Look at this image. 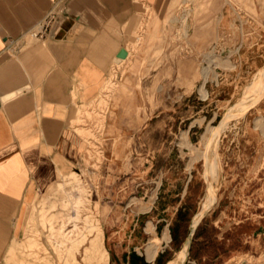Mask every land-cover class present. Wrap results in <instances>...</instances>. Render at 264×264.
<instances>
[{"label":"rangeland","instance_id":"rangeland-1","mask_svg":"<svg viewBox=\"0 0 264 264\" xmlns=\"http://www.w3.org/2000/svg\"><path fill=\"white\" fill-rule=\"evenodd\" d=\"M139 2L133 30L124 33L127 59L116 55L94 107L99 120L85 109L84 122L70 123L89 128L91 143L27 206L10 264H138L132 252L150 261L146 244L179 221L182 207L179 233L187 235L162 242L156 259L178 262L189 241L183 264H233L247 248L243 240L264 225V0H164L158 9ZM185 11L186 36L172 21ZM210 52L232 66L216 65L203 83ZM204 177L216 199L194 239L198 225L188 232ZM257 238L254 261L264 263V235Z\"/></svg>","mask_w":264,"mask_h":264},{"label":"crops","instance_id":"crops-1","mask_svg":"<svg viewBox=\"0 0 264 264\" xmlns=\"http://www.w3.org/2000/svg\"><path fill=\"white\" fill-rule=\"evenodd\" d=\"M139 1L158 9L164 0H0V264H10L9 251L22 237L18 225L23 223L27 206L41 191L55 187L58 175L77 164L91 143L86 137L91 134L89 128H74L70 123L84 122L85 109L99 114L100 108L94 107L103 98L114 58L127 59L124 33L133 30ZM186 16L185 11L172 18L181 21L184 36ZM47 20L44 37H32ZM219 64L232 66L210 52L208 66L201 70L203 83ZM118 89L125 90L126 85ZM200 92L206 95L203 84ZM74 103L83 104L74 109ZM187 139L184 144L191 143ZM72 172L76 171L62 177ZM204 178L206 193L193 217L191 233L216 199L211 180ZM145 229L153 233L154 225L148 223ZM169 232L167 228L162 236L150 238L144 249L150 261L145 262L155 264L161 243L172 241ZM259 233L264 235V225L243 240L247 248L233 256L238 258L233 264H264L254 261ZM188 242L176 253L182 254L179 264L186 260Z\"/></svg>","mask_w":264,"mask_h":264},{"label":"trees","instance_id":"trees-1","mask_svg":"<svg viewBox=\"0 0 264 264\" xmlns=\"http://www.w3.org/2000/svg\"><path fill=\"white\" fill-rule=\"evenodd\" d=\"M179 217L181 216V218H179V221L177 220V222H175L173 225H171L170 226V233H171V236H172V243L174 244V245H176L177 243H179V242H182L184 239H185V237H186V233H187V231L184 229L183 231H182V233L180 234L179 233V230H180V228H181V226H182V223L180 224V222H182V221H186V219H185V217H184V214H182L181 213V211H179ZM183 216V217H182ZM199 229H200V224L198 225V227L196 228V232H195V234H194V239H196L197 237H198V234H199ZM131 257L132 258H135V259H138V264H148V263H146L144 260H143V258L142 257H140V256H137L136 254H135V252H132L131 253ZM136 262V261H135ZM131 263L132 264H135V263H133L132 261H131ZM155 264H163V262L162 261H160V257H157V259H156V262H155Z\"/></svg>","mask_w":264,"mask_h":264},{"label":"bare ground","instance_id":"bare-ground-1","mask_svg":"<svg viewBox=\"0 0 264 264\" xmlns=\"http://www.w3.org/2000/svg\"><path fill=\"white\" fill-rule=\"evenodd\" d=\"M216 59H217V58H216ZM209 61H210V63H215V61L213 60V58H209ZM226 63H227V61H226ZM223 64H224V63H223ZM263 91H264V90H263ZM233 109H234V108H233ZM224 116H225V115H224ZM225 122H226V121H225ZM223 123H224V122H223ZM211 131H212V132H211L212 135H214L216 132L219 131V129H218V128H212ZM212 138H213V137H212ZM209 141H210V140H209ZM211 142H212V139H211ZM211 142H210V143H211ZM208 146L210 147V145H208ZM208 146H207V147H208ZM215 148H216V146H215V145H212V146H211V149H212V150L210 149V151H214V152H212L213 156H212V160H211V162H210L211 165L209 164V165L211 166V169L217 168V167H215V166H218V164H217V156H216L217 154L215 153ZM207 161H208V160H207ZM210 166H209V167H210ZM209 170H210V169H209ZM215 170H216V169H215ZM205 171H206V170H205ZM210 171H211V170H210ZM181 259H182V254H180V255L178 256V260H177L178 262H174V261H173V262L170 263V264H177V263H179V262L181 261ZM175 260H176V259H175Z\"/></svg>","mask_w":264,"mask_h":264},{"label":"built area","instance_id":"built-area-1","mask_svg":"<svg viewBox=\"0 0 264 264\" xmlns=\"http://www.w3.org/2000/svg\"><path fill=\"white\" fill-rule=\"evenodd\" d=\"M48 22H49V20H47L44 24H42L40 29H38L37 31L32 32L31 36L32 37H36V38H43L45 33H46V29L48 27Z\"/></svg>","mask_w":264,"mask_h":264},{"label":"water","instance_id":"water-1","mask_svg":"<svg viewBox=\"0 0 264 264\" xmlns=\"http://www.w3.org/2000/svg\"><path fill=\"white\" fill-rule=\"evenodd\" d=\"M202 218H203V217H202ZM193 231H194V230H193ZM190 233H191V231L188 232V234H190Z\"/></svg>","mask_w":264,"mask_h":264}]
</instances>
